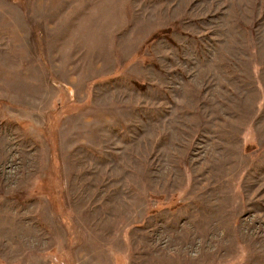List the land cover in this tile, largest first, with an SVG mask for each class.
Returning <instances> with one entry per match:
<instances>
[{"label": "rangeland", "instance_id": "374dc122", "mask_svg": "<svg viewBox=\"0 0 264 264\" xmlns=\"http://www.w3.org/2000/svg\"><path fill=\"white\" fill-rule=\"evenodd\" d=\"M0 264H264V0H0Z\"/></svg>", "mask_w": 264, "mask_h": 264}]
</instances>
